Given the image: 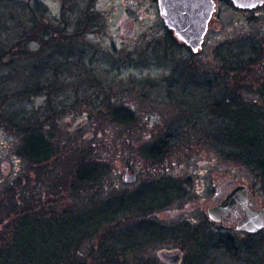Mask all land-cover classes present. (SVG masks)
Wrapping results in <instances>:
<instances>
[{"label":"rangeland","instance_id":"rangeland-1","mask_svg":"<svg viewBox=\"0 0 264 264\" xmlns=\"http://www.w3.org/2000/svg\"><path fill=\"white\" fill-rule=\"evenodd\" d=\"M23 2L29 4V10L36 8V4H43L48 13L44 18L37 17L39 25L35 30L41 33L47 28L52 35L46 37L43 44L39 39L41 35L30 41V52L42 50V60L51 54L62 55L61 58L55 55L52 64L73 56L70 60L73 70L66 71L64 75L71 79L61 87L51 79L52 86L49 90L52 91L51 100L55 110H59V105L65 108L63 118L58 119L57 132L54 133V142L60 147L59 151L64 153L63 161L75 155L77 147L72 144L80 145L87 151L92 150V155L106 164L110 171L104 181L100 182V186L93 190L87 188L85 196L72 197L73 201L64 191L59 192L58 205L54 208H67L71 203L82 206L91 199L98 201L109 198L112 194H129L138 190H142L143 209L175 197L170 205L151 217L158 223V227H170L171 230L165 235L171 236L161 241L143 242L134 252L127 250L123 263L163 264L158 256L159 252L178 250L182 252L180 264H253L243 247L230 253L213 246L202 234L197 235L196 242L192 243L183 233L173 234V230L190 222L194 228L215 238L219 234H229L238 245L246 244L247 234L213 223L208 217V207L214 202L220 180L232 179L246 184L253 197L264 207V191L257 177L206 142L192 143L191 141L197 140L194 133H199L193 130V120L197 117L194 115L191 119H186L191 116H185L198 105L201 106L195 113L202 111L204 105L212 107L213 100L220 97L216 94L222 87L215 86L212 93H206L204 89H208V84L213 85L211 80L216 73L221 74L220 83L229 87L231 94H240L245 104L254 107L263 105L259 91L262 88L255 81V66L264 68V7L245 11L235 8L229 0H217V10L210 22L204 45L198 54H194L173 33L170 41L169 30L161 17L157 0ZM7 11H13L23 20V14L14 4ZM3 27L5 23H0V28ZM130 33L133 36H129ZM248 40L260 43L257 45L261 50L258 49L256 53L259 54L254 55L258 63L249 64L250 68L247 66V71L235 75L236 77L231 71L223 73L217 57L221 50L219 48L222 45L242 47ZM57 45L63 48L56 50ZM57 65L59 68L60 62ZM92 76H96L97 81ZM46 80H50L49 77ZM201 86L204 88H199ZM48 99V94L43 92L26 103H17L14 108L26 106L29 110L46 112ZM182 101H185L184 112L175 104ZM118 102L125 103L137 115V122L131 128L112 119L108 106ZM52 114H55L54 111ZM79 122L84 123L73 130ZM177 128H182L181 133L186 139L176 145L170 144L172 152L167 153V158L162 163L155 164L143 157L144 146L158 141ZM16 145V136L0 124V201L10 184L18 186V178L22 180V176L29 175V169L15 155ZM58 165L53 164L51 168H57ZM126 169L137 176L134 184L125 183ZM58 170H63V167ZM168 176L180 184L181 194L176 193L175 189L169 191V182L154 184ZM160 188H165L163 197L157 194ZM93 200L64 222L30 225L28 228H41L30 234L31 239L46 236L47 246H55L57 254H61L59 249L62 245L75 244L76 237L72 233H82L79 225L85 221L90 225L94 224L89 221L97 205ZM5 204L8 205L7 201L4 202V207ZM139 238L135 237L130 243L136 244ZM255 239L261 243L260 255L263 256L264 230ZM203 244L205 246L202 248ZM40 257L47 259L45 255Z\"/></svg>","mask_w":264,"mask_h":264},{"label":"trees","instance_id":"trees-1","mask_svg":"<svg viewBox=\"0 0 264 264\" xmlns=\"http://www.w3.org/2000/svg\"><path fill=\"white\" fill-rule=\"evenodd\" d=\"M13 4L23 14L25 21L13 11H7ZM42 5V3L36 4V8L29 10V4L23 0H0V23H5V27L0 28V124L16 136L15 155L24 162L25 168L29 169V175L24 173L25 177L22 176V180L18 178V186L10 184L0 201L2 206L0 209V264H125L122 259L127 256V250L134 252L143 245V242L161 241L171 236L165 235L168 230H171L170 227H158V223L151 217L170 205L175 197L145 209L141 206L142 190L129 194H112L109 198L98 201L91 199L97 204L89 220L94 224L90 225L85 221L79 225L82 233L73 232L72 234L76 237L75 244L62 245L59 249L61 254H57L55 246H47L46 236H40L37 239H31L32 236H30L41 229L40 227L28 228L31 227L30 225L42 222L50 225L64 222L79 208L91 202L88 200L82 206L71 203L67 208L57 209L54 206L58 205L59 192L64 191L73 201L72 197L85 196L87 188L93 190L100 186V182L104 181L110 173L106 164L92 155V150L87 151L80 145L72 144L77 147L75 155L63 161L64 153L59 151L60 147L54 142L57 122L65 108L59 105L57 111L52 105L50 81L54 79L61 87L71 79L70 76L64 77V75L66 71L73 70L70 63L73 56L52 64L57 54H51L47 59L42 60L40 56L42 50L30 52L28 48L30 41L38 39L39 35H41L39 38L41 42L46 40V37L52 36L47 28L41 33L35 30L39 25L37 17L44 18L48 13ZM12 22L17 23L9 24ZM171 33L168 31L170 41ZM257 43V40H248L242 47L222 45L217 53L222 72H234L236 77L235 75L238 76L247 71L249 64H257L254 55L259 54L256 53L258 49L261 50ZM60 47L63 48L57 45L55 49ZM57 56L62 57V55ZM58 62H60V69ZM255 68H257L255 81L258 83L257 86L262 88L259 90L263 100L262 106L247 105L240 94H231V89L220 83L221 74L216 73L211 80L213 85L208 84V89L202 87L204 85L199 88H204L206 93H212L215 86L222 87V90L216 94L220 97L213 100L212 107L204 105L202 111L195 113L201 106L198 105L194 111L185 116H191L186 119H191L194 115L197 117L193 120V130L199 133H194L197 140L191 141L192 143L206 142L214 150L243 165L257 177L264 191V79H262L264 68L258 65ZM46 77L50 80L45 81ZM92 78L97 81L96 76ZM43 92L49 96L45 107L46 112L39 109L29 110L21 105L20 108H14L17 103H26L30 98ZM175 104L183 112L185 111V101ZM108 108L115 122L129 128L136 124L137 115L125 103H112ZM181 131L182 128L173 129L166 133L165 137L144 146L143 157L155 164L162 163L172 152V147L170 149L169 145H176L186 139ZM56 163L59 165L52 169L51 167ZM61 167L63 170H58ZM161 182L171 183L169 191L171 189H175L176 193L182 191L177 180L170 176L162 177L154 184ZM157 194L163 197L165 188H160ZM45 198L48 199L45 200ZM5 201L8 205L5 204L4 207ZM181 233L192 243L196 242L197 235L202 234L213 246L230 253L233 252L232 250L243 247L250 262L264 264V254L260 255L261 243L254 240L260 233L247 235L245 245H238L235 238L229 234H219L215 238L194 228L190 222H185L175 231L173 230L175 235ZM137 236L140 237L137 243L131 244L130 240ZM204 246L205 244L202 248ZM41 255H45L47 259L44 260L40 257Z\"/></svg>","mask_w":264,"mask_h":264},{"label":"water","instance_id":"water-1","mask_svg":"<svg viewBox=\"0 0 264 264\" xmlns=\"http://www.w3.org/2000/svg\"><path fill=\"white\" fill-rule=\"evenodd\" d=\"M234 5L241 9H254L264 3V0H231ZM216 3L213 0H159L160 14L166 26L173 30L175 36L191 47L194 53L202 48L208 31L209 22L215 11ZM132 36V33L129 34ZM84 122L74 126V130ZM124 181L133 184L137 176L125 170ZM218 195L216 198H218ZM250 203L257 206V202L248 196V188L238 185L234 191L227 196L222 204L208 210L209 217L219 222L222 217L233 213L236 214L237 207L247 206ZM264 229V208H247L244 217L239 221L237 230L248 233H258ZM164 259L168 264H179L181 252L175 251L165 254Z\"/></svg>","mask_w":264,"mask_h":264},{"label":"flooded vegetation","instance_id":"flooded-vegetation-1","mask_svg":"<svg viewBox=\"0 0 264 264\" xmlns=\"http://www.w3.org/2000/svg\"><path fill=\"white\" fill-rule=\"evenodd\" d=\"M64 2H68L69 0H63ZM217 2V0H215ZM261 7H264V4L262 6H258L256 9H260ZM256 9H253L252 11H255ZM237 184H239L238 182H236L235 180H230V179H224V180H220L218 182L217 185V189H218V198L216 200H214V202L212 204L209 205V208H212L214 206H218L219 204H221L223 202V200L227 197V195H229L237 186ZM249 195L255 199L252 195L251 190H249ZM260 204V203H259ZM252 205H247V206H238L237 207V211L235 215L229 214L226 217H223L222 220L216 224H221L223 226H225L226 228H236L238 221L240 219H242L247 211L248 207H251ZM260 206V205H259ZM214 223V222H213ZM171 250H165L162 253H160V256L162 258H164L165 254L170 253ZM163 262V264H167V262L164 260H161Z\"/></svg>","mask_w":264,"mask_h":264}]
</instances>
